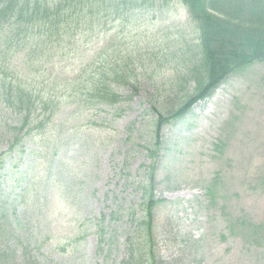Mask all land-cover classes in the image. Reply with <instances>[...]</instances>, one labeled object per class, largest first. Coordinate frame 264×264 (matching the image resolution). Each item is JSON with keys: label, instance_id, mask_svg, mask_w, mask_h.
<instances>
[{"label": "rangeland", "instance_id": "rangeland-1", "mask_svg": "<svg viewBox=\"0 0 264 264\" xmlns=\"http://www.w3.org/2000/svg\"><path fill=\"white\" fill-rule=\"evenodd\" d=\"M111 17L101 31L74 37L78 51L51 62L27 61L25 41L1 26L0 75L7 78L28 68L35 82L63 79L115 47L131 76L115 86L122 99L114 105L79 108L67 99L45 132L24 136L22 157L1 167L2 177L25 179V204L18 181L7 184V196L0 192L13 222L23 220L22 245L40 264H119L141 215L152 147L157 264H264V62L232 73L155 135V109L167 110L192 86L180 90L177 75L199 52L195 24L181 0H140ZM0 117L10 121L8 111ZM9 138L0 130V152Z\"/></svg>", "mask_w": 264, "mask_h": 264}, {"label": "trees", "instance_id": "trees-1", "mask_svg": "<svg viewBox=\"0 0 264 264\" xmlns=\"http://www.w3.org/2000/svg\"><path fill=\"white\" fill-rule=\"evenodd\" d=\"M138 1L0 0V30L7 24L9 36L20 35V41H25L27 61H35L38 57V62H42L41 59L51 62L56 55L63 60L65 53L72 55L79 50L72 42H79L84 31L94 32L96 28L94 33L101 31L107 25L108 17L112 16L115 20L121 11L133 9ZM181 2L195 24L199 52L185 68V73L177 75L179 89L185 91V86L191 84L189 91L179 101L173 98L167 110L161 112L155 109V135L164 123L182 117L195 103L210 96L232 73L254 62H264V0ZM74 37H77L75 41ZM53 41L57 44L55 47L52 46ZM104 53L92 67L90 60L80 62L77 69L70 72V76L66 73L63 79L54 77L35 82L28 68L19 69L9 78L0 75V110L10 114L8 122L0 117V130L6 131L10 137L7 151L0 152V169L6 160L22 157L20 149L25 146L24 136L33 131L37 134L45 132L67 99L79 108L94 104L114 105L121 101V95L114 88L129 83L130 71L120 65L122 52L116 47ZM50 141L42 140L45 148L54 145ZM39 151L43 149L39 148ZM147 151L150 162L142 185L141 215L133 224L130 223V231L124 240L126 256L119 264L160 262L150 243L153 211L160 201L153 192L157 160L152 147ZM1 177L0 172V192L4 196H7L6 186L10 182L18 181L23 185L17 195L25 204V179L16 178L9 172ZM15 217L13 222L5 204L0 203V264H40L39 259L30 254L31 250L22 245L18 225L24 224L17 215Z\"/></svg>", "mask_w": 264, "mask_h": 264}]
</instances>
